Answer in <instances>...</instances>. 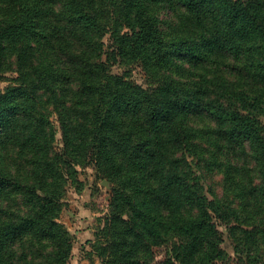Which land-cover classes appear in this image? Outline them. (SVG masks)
<instances>
[{"label": "trees", "instance_id": "16d2710c", "mask_svg": "<svg viewBox=\"0 0 264 264\" xmlns=\"http://www.w3.org/2000/svg\"><path fill=\"white\" fill-rule=\"evenodd\" d=\"M0 72V264H67L88 163L102 264H264V0H0Z\"/></svg>", "mask_w": 264, "mask_h": 264}, {"label": "rangeland", "instance_id": "374dc122", "mask_svg": "<svg viewBox=\"0 0 264 264\" xmlns=\"http://www.w3.org/2000/svg\"><path fill=\"white\" fill-rule=\"evenodd\" d=\"M165 19L170 14L166 9L162 14ZM106 45H110L108 35L105 36ZM124 67L119 64H113L111 71L113 73H122ZM131 77L139 84L145 85L146 75L138 65L129 66ZM16 80L14 72H0V90H4ZM55 115L52 120L55 121ZM261 125L264 128V116L259 117ZM57 129L58 126L56 125ZM56 145H61V132L56 133ZM78 181L75 184L67 186L64 195V207L60 212V221L67 227L73 236L72 254L67 264H102V260L96 254L93 248L95 240V231L103 225L104 219L109 212V201L111 196V184L101 176L97 175L95 166L88 163L78 167ZM223 231L225 229L223 228ZM229 251L232 250L231 240L226 238L223 243ZM168 246L161 245L154 248L156 259H161L168 250Z\"/></svg>", "mask_w": 264, "mask_h": 264}]
</instances>
